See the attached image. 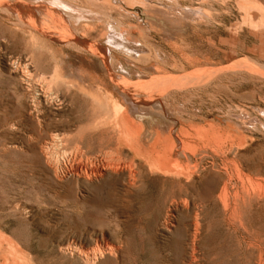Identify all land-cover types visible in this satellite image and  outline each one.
I'll return each mask as SVG.
<instances>
[{
  "label": "rangeland",
  "instance_id": "rangeland-1",
  "mask_svg": "<svg viewBox=\"0 0 264 264\" xmlns=\"http://www.w3.org/2000/svg\"><path fill=\"white\" fill-rule=\"evenodd\" d=\"M149 1V7L151 6L152 8H150L154 9L156 14H159V11L161 17L166 20L169 18L168 22L171 28H165V30L149 24L145 26L142 6L125 4V8L121 9L126 12H122L119 21L133 24L134 36L131 39L135 44L139 43V47L144 50L143 55L146 53L144 58L132 60L115 54L116 60L118 58L125 59L126 71L118 68L120 65L115 59L82 69L75 63L77 59L72 56L82 57L83 54L54 41L47 42L35 38L34 41L29 33L18 29L14 30L15 28L9 23V15L6 13V16L5 12L0 10V264H9L10 261V264H264V0ZM118 11H112V15L117 14ZM139 12L144 18H136L138 21L135 17L127 16ZM192 12L197 16L195 15V17ZM85 16L86 18L76 26L81 27L85 21L90 20L88 14ZM96 17L92 23L95 26V31L87 40L89 43L100 41L99 43L107 48L109 46L108 38L102 36L104 40L97 33L105 32L106 27L102 23L106 22L107 24L108 18L99 14ZM97 19L99 20L97 21ZM24 20L28 21L26 17ZM140 24L141 30H138L137 26ZM98 25L99 27H97ZM141 32L143 34L146 32L145 36ZM154 51L160 56L159 67L154 60ZM174 58L177 59L174 60ZM19 59L21 63L18 61ZM107 62H111L110 65ZM13 63L16 67H13ZM20 65H23L22 70ZM184 65L186 66L184 67ZM163 66L164 69H162ZM225 68L226 71L220 70ZM35 69L36 72L38 70L37 73H35ZM85 69L101 78L105 76L104 73L117 75V72L119 79L130 76L128 79L134 82L138 80H144L147 83L155 81L157 82L156 87L162 85L163 88L151 85L138 88L137 85H133V89H127V92L126 90L118 91V94L117 91L113 92L112 90L113 93L108 90V94L105 88L100 90L96 88L97 92L94 88V93L92 89H88V93L85 90L88 97L84 96V91L72 90L62 85L63 80L70 73L73 71L78 73ZM24 70L29 75H26ZM16 71L22 75L25 74V76L23 75L21 78L22 75ZM163 71H166L167 75L161 73ZM148 72H151L152 75ZM41 75H43L42 77L45 75L49 81L54 82L53 86L51 84L48 89L49 94L53 92L50 97H57L56 100L64 98L62 102L58 100L59 103L56 100L51 102L52 104L48 103L47 110L50 112L46 110L48 114H44L45 111L42 113L37 104L39 90L35 86L37 82H41ZM49 75L50 77L54 76V79H50ZM132 75L136 78L131 77ZM36 76L38 79L41 78L40 81H37ZM210 76L211 78H209ZM33 80L37 82L35 83ZM24 81L26 82L24 83ZM60 82L62 84H59ZM176 82L180 84V88ZM184 83L185 85H183ZM32 85H35L33 87L36 90L32 89ZM123 91L126 93L125 95ZM136 91L139 92V96L142 95L140 96L142 98L138 97ZM127 93L128 95L131 93V96H128ZM90 94L99 97L103 94V100L106 97V101L108 95L111 98L114 96L112 102L110 100L111 107H108L110 111H107V107L100 110L99 106L97 107L100 104L96 101V105ZM152 94H156L154 98ZM157 96L160 98L157 99ZM136 97L138 98L136 99ZM100 99L102 101L101 97ZM70 100L71 103H69ZM132 100L134 104L131 102ZM106 101L104 102L106 103ZM121 101L122 104L124 103L123 106ZM146 101L151 104L155 102L154 105H151ZM129 102H131V108L134 110L136 108L140 112L134 122L142 130V133L144 132L143 135L148 133L146 137L142 136V139L145 138L143 144L145 148L151 145V142L153 143V138L158 139L157 150L163 156L161 170H156L153 167L152 169L144 157L137 155L134 149L131 151L133 148L131 143L122 141V124L113 118L117 117L116 112H119L121 106L130 108ZM144 102L145 106H143ZM160 102L161 105H159ZM66 104L69 105L66 106ZM148 106H152L153 108H150L156 110H149ZM66 108L69 110L67 111ZM95 108L99 112L101 111V114L95 111ZM111 109H114L112 110L114 113L111 112ZM105 112L112 116L109 117ZM107 115L108 120L106 119ZM95 119L100 121H98L100 124L96 121L97 127L94 125L95 123L92 124ZM108 124L114 127H107ZM73 128L76 130L73 131ZM108 128L109 130H107ZM54 130L66 132V136L71 137L67 147L63 146L65 150L62 149L63 147L59 148L62 151L58 149V154L61 157L57 156L64 161L68 160L67 150L72 152L77 144L76 141L81 139L77 135H83V137L85 135L89 138V140L82 138L84 143H80L81 140L78 143L79 148L80 144L82 148V144H85V148H83L85 150L83 153L81 151L82 156L77 160V163L85 162H80L81 165H84V169L82 168L78 172V174L80 173L78 178H76L77 173L71 169H63L66 172L69 170L67 173L60 170L61 175L59 173L55 175L46 164L40 145L49 139L51 131ZM79 130L80 134H77ZM83 131L92 132V135L89 133L91 138L87 134H83ZM47 132L48 134H46ZM106 132L114 134V136ZM115 135H119L118 138ZM160 135H162V140L159 138ZM74 136L78 139L75 140ZM156 136L158 137L156 138ZM36 138H38V143L35 142ZM115 140L121 142L118 143ZM108 141L111 144L113 142L115 149L113 145H109ZM124 142H126V148L123 145ZM69 144H71L70 147ZM118 144H122V146H118ZM103 145L108 148L104 149ZM82 148L81 150H83ZM117 155V159H114ZM105 157L108 158L107 161L104 159ZM116 161L118 162L116 163ZM93 162L95 164H92ZM112 162L116 164L113 165L114 167L111 166ZM100 164L104 166H99ZM106 164L110 165V168ZM167 165L173 169L175 166L176 170L171 171L173 169ZM90 167L92 169L102 168L106 175H104V180L102 178L92 179ZM179 167L181 170L178 171ZM82 173L85 176H81ZM89 175L94 181L90 182ZM227 176L232 177L230 179ZM226 183H228L227 186ZM254 184H258L259 188ZM242 185L246 186L245 189ZM247 186L248 188L252 187L248 189ZM241 187L248 193L244 192ZM260 187H262V192L259 191ZM236 192L239 193V197L241 196L240 199L238 198L239 202L236 200L238 197ZM253 196L255 197L252 198ZM246 198L247 208L243 204ZM174 201L175 203H173ZM222 201L225 203L222 204ZM235 202L239 203L238 207ZM185 203L186 205H184ZM173 204L180 209L173 208ZM232 205L233 207H231ZM168 209L173 217L167 213ZM196 211H200L199 214ZM225 215L226 218H224ZM240 216L243 217L240 218ZM232 217H237L236 221ZM194 220L199 223L196 228L202 232H199V229V231L195 230L194 225L197 222ZM230 220H233V223ZM235 224L239 229H236ZM164 226H166L165 229ZM243 227L244 229H241ZM166 228L170 229L166 230ZM180 234L181 236H178ZM198 234L201 237H198ZM181 238L183 241L186 240L185 243ZM193 238H197L196 242L192 240ZM191 241L195 244L193 245ZM190 243H192L191 246ZM177 244H181L180 247ZM252 246L255 247L252 249L250 248ZM255 248L257 251L254 250Z\"/></svg>",
  "mask_w": 264,
  "mask_h": 264
},
{
  "label": "bare ground",
  "instance_id": "bare-ground-1",
  "mask_svg": "<svg viewBox=\"0 0 264 264\" xmlns=\"http://www.w3.org/2000/svg\"><path fill=\"white\" fill-rule=\"evenodd\" d=\"M169 1V0H168ZM114 2H116V3H114ZM78 3H80V4H78ZM120 3V4H119ZM149 3H150V1L149 0H0V10L1 11H3V12H5V15H6V13H7V15H9L8 17H9V23L12 25V27L13 28H15L14 30H16V29H18L19 31H23V32H26V33H29L31 36H32V39L34 40V38L35 39H43L44 41H47V42H56V43H59V44H61V45H67L68 47H71V49L73 48L74 50H75V52L77 51L79 54L81 53V54H83L82 55V57H79V56H72V58H75V59H77V60H75V63H77L78 65H79V67L80 68H84V67H87V68H89V67H94V66H96V65H98V64H101L102 62H105L106 63V61H108V60H113V59H115V61H118L119 62V64L118 65H120L118 68H121L122 70H125L126 71V69H125V59H127V60H132V59H137V58H140V59H142V58H144L145 56V54L143 55V49L142 48H140L139 47V43L138 44H135L133 41H132V37L134 36L133 34H134V26H133V24L130 22V23H125V22H122V21H119V19H120V15L122 14V12L123 11H125V10H122L121 8H123L124 7V5L125 4H127V5H135L136 6V4H138L137 6H139L140 5V7L142 6V11H143V13H144V17L143 16H141V14H140V12L138 13V14H129V15H127V16H132V18L133 17H135V19L136 18H144L145 19V23H146V25L145 26H147V24H149V25H152V26H154V27H159V28H162V29H165V28H169L170 27V23L168 22L169 20V18L166 20V19H164L163 17H161L159 14H160V12L158 11V13L159 14H156L150 7H149ZM120 5V6H119ZM125 8V7H124ZM129 8H131L130 6H129ZM153 11H151L150 9ZM133 9H137V8H133ZM118 11V16H119V18H118V16H116L117 14H113L112 15V11ZM122 10V11H121ZM129 10V9H128ZM132 10V9H131ZM166 10V9H165ZM157 11V10H156ZM175 11H177V10H175ZM175 11H173V12H175ZM126 12V11H125ZM127 13H129L128 11H127ZM131 13V12H130ZM162 13V12H161ZM175 13H178V12H175ZM174 13V14H175ZM179 13H181V12H179ZM85 14H88V16H90V20H87V21H85L82 25H81V27H78V26H76V24H78V23H80L82 20H84L85 18H86V16H85ZM103 15L104 17H107L108 18V21H107V24H106V22L105 23H102V25H105V27H106V30H105V32L104 33H102L101 32V34L100 33H97L98 34V36H100V37H102V36H106L107 38H108V47L107 48H105L103 45H101L99 42H92V43H89L88 42V40H87V38H89V37H91L93 34V32L95 31V26H94V24H92L93 23V21L94 20H96V16L97 15ZM163 14H164V12H163ZM173 14V15H174ZM183 14V13H182ZM192 14L195 16L196 15V13H194V12H192ZM6 15V16H7ZM166 15V14H165ZM170 15V14H169ZM124 17H125V15H123ZM122 16V17H123ZM126 16V17H127ZM138 16V17H137ZM178 16V15H177ZM197 16V15H196ZM195 16V17H196ZM24 17H26L27 19H28V21H26V20H24ZM103 19V18H102ZM130 19V18H129ZM134 19V20H135ZM99 19H97V21H98ZM137 20V19H136ZM102 21V20H101ZM101 21H99V22H101ZM138 21V20H137ZM136 21V22H137ZM144 21V20H143ZM75 22V23H74ZM99 22H97L98 24H101V23H99ZM95 23V22H94ZM136 24V23H135ZM107 25V26H106ZM97 27H99V25L97 26ZM102 27V26H101ZM138 27V30L140 29L139 27H141V24H140V26H137ZM153 28V27H152ZM151 28V29H152ZM171 28V27H170ZM13 30V29H12ZM137 30V31H138ZM141 30V29H140ZM166 30V29H165ZM100 32V31H99ZM140 33V32H139ZM142 33V32H141ZM143 34V33H142ZM142 34L140 35V36H142ZM145 34H146V32H145ZM145 34H143V36H145ZM148 34V33H147ZM1 36V35H0ZM103 38V37H102ZM144 38V37H143ZM143 38H142V41H144L143 40ZM146 38H147V36H146ZM145 38V39H146ZM104 39V38H103ZM100 40H102L101 38H100ZM105 40V39H104ZM103 40V41H104ZM136 40H137V38H136ZM135 40V41H136ZM9 41V40H8ZM16 41V40H15ZM35 41V40H34ZM148 41H150V40H148ZM151 42V41H150ZM7 43V42H6ZM10 43V42H9ZM141 44V43H140ZM12 45V44H11ZM146 45V48L148 47L147 46V43L145 44ZM49 46V45H48ZM151 47V46H150ZM28 48V47H27ZM36 48H37V46H36ZM61 49V48H60ZM38 50H40V49H38ZM52 50H53V48H52ZM149 50V49H148ZM156 51H154V53H155ZM64 53V52H63ZM177 53V52H176ZM115 54H118V55H120V56H122L123 58H125L124 60H123V58L121 59V58H118V60H116V58H117V56L115 55ZM26 55V54H25ZM62 55V54H61ZM20 57V56H19ZM67 57V56H66ZM169 57H171V56H169ZM174 57H176V56H174ZM184 57V56H183ZM29 58V57H28ZM27 58V59H28ZM58 58V57H57ZM159 58H160V56L158 55V54H156L155 53V62H156V65L159 67V64H160V62H161V60L159 61ZM21 59V58H20ZM20 59L18 60L19 62H20ZM24 59H26V58H24ZM30 59V58H29ZM28 59V60H29ZM67 59V58H66ZM175 59H177V58H174V60ZM27 60V61H28ZM55 61H56V59H54ZM60 60V59H59ZM172 60V59H171ZM16 61H17V59H16ZM21 61L22 62H24L22 59H21ZM30 61H32V60H30ZM29 61V62H30ZM61 61V60H60ZM66 61V60H65ZM134 61V60H133ZM166 61H167V58H166ZM173 61V60H172ZM129 62V61H128ZM164 62V61H163ZM174 63H175V61H173ZM177 62H178V60H177ZM185 62V61H184ZM16 63V62H15ZM18 63V62H17ZM21 63V62H20ZM26 63H28V62H26ZM34 63V62H33ZM32 63V64H33ZM53 63V62H52ZM59 63V62H58ZM109 65H110V63L111 62H107ZM129 63H131V62H129ZM133 63V62H132ZM167 63V62H166ZM166 63H164L165 65H166ZM169 63V62H168ZM14 64V63H13ZM12 64V65H13ZM25 64V63H24ZM186 64V63H185ZM190 64V63H189ZM19 65V64H18ZM17 65V66H18ZM26 65V64H25ZM24 65V66H25ZM155 65V66H156ZM170 65V64H169ZM192 65V64H191ZM195 65H197V64H195ZM21 66V67H20ZM19 67L21 68V70H22V66L23 65H20ZM59 66V65H58ZM61 66V65H60ZM114 66V65H113ZM112 66V67H113ZM129 66V65H128ZM154 66V67H155ZM156 66V67H157ZM186 65H184V67H185ZM13 67H16L15 66V64H14V66ZM19 67H17V68H19ZM26 67V66H25ZM29 67H32V66H30L29 65ZM34 67V66H33ZM144 67V66H143ZM171 67V66H170ZM173 67H175V66H173ZM189 67H190V65H189ZM16 68V69H17ZM20 68H19V70H20ZM24 68V67H23ZM37 68V67H36ZM138 68V67H137ZM165 67L163 66V68L162 69H164ZM187 68V67H186ZM191 68V67H190ZM195 68V67H194ZM25 69H27V68H25ZM135 69V68H134ZM158 69H161V68H158ZM174 69V68H173ZM178 69H179V67H178ZM183 69V68H182ZM18 70V71H19ZM29 70H30V68H29ZM33 70V69H32ZM104 70V69H103ZM106 70V69H105ZM108 70V69H107ZM109 70H111V68H109ZM113 70V69H112ZM119 70V69H118ZM141 70V69H140ZM143 70V69H142ZM144 70H146V69H144ZM151 70V69H150ZM153 70V69H152ZM180 70V69H179ZM220 70H224V71H226L227 69L225 68V69H220ZM18 71H16L17 73H18ZM27 71H28V69H27ZM31 71V70H30ZM115 71V70H114ZM116 71H117V68H116ZM120 71V70H119ZM147 71V70H146ZM146 71H143V72H146ZM182 71V70H181ZM180 71V72H181ZM207 71V70H206ZM205 71V72H206ZM218 72V70H215V72ZM224 71H221V72H224ZM21 72V71H20ZM26 71L24 70V73H25ZM33 72V71H32ZM37 72H38V70H37ZM36 72V69H35V73H37ZM105 72V71H104ZM107 72V71H106ZM113 72V71H112ZM122 72V71H121ZM131 72H134V70L132 71L131 70ZM152 72V71H151ZM151 72H148V74L150 73L151 74ZM183 72V71H182ZM212 72V71H211ZM210 72V73H211ZM220 72V71H219ZM23 73V72H22ZM27 73V72H26ZM25 73V74H26ZM41 73V72H40ZM49 73V72H48ZM57 73V72H56ZM55 73V74H56ZM120 73V72H119ZM161 73H165L166 74V71H163V72H161ZM19 75L21 74V73H18ZM17 74V75H18ZM25 74H23L24 76H25ZM34 74V73H33ZM33 74L31 75V76H33ZM116 74L118 75V73L116 72ZM127 74V73H126ZM145 74V73H144ZM147 74V73H146ZM154 74V73H153ZM170 74V73H169ZM190 74V73H189ZM197 74H199V73H197ZM201 74V73H200ZM22 75V74H21ZM23 75L21 76V78H23ZM26 75H29V74H26ZM36 75V74H35ZM57 75H59V74H57ZM100 75V74H99ZM104 77L103 78H101V77H99V76H97V75H95V73H92V72H90V71H86V69H85V71H81V72H78V73H75L74 71L72 72V73H70L67 77H65V79L63 80V84H62V82H60L59 84H62L63 86L65 85L66 86V88H71L72 90H75V89H77V90H81V91H84L85 92V90H87L86 92L88 93V89H98V90H100V89H107L106 90V93H107V91L109 90V91H117V94H118V91H122V90H126V92H127V89L129 90V89H133L134 87H132L133 85H137L138 86V88H139V86H143V87H147L148 85H151V86H155L156 87V85H157V82H155V81H152V82H150V83H147V82H144V80L142 81V80H138V81H136V82H134L133 80H131V79H128V78H130V76H128V78H118L117 77V75H112V74H109L108 73V75H107V73L105 74L104 73ZM106 75H107V77H106ZM152 75V74H151ZM167 75V74H166ZM192 75H195V74H192ZM30 76V77H31ZM39 76V75H38ZM43 75H41V78L43 79H41L40 77V79H41V82H37V81H40V79H38L37 78V76H36V78L38 79L37 81H35V80H33V81H35V83L37 82V84H36V86L35 85H32V87L33 86H35L38 90H39V94H38V96H37V104H38V108H39V110L43 113L44 111H45V113L44 114H48L47 113V106H48V103H51V102H55L54 100H56V98L57 97H55V98H52V97H50V95L53 93H51V89H52V86H53V83L54 82H51V81H49V79H47L46 77H45V75H44V77H42ZM47 76V75H46ZM101 76V75H100ZM134 76H136V74H134ZM142 76V75H141ZM146 76V75H145ZM145 76H143V77H145ZM164 76V75H163ZM169 76H171V75H169ZM211 76H212V74H211ZM211 76L209 77V78H211ZM29 77V76H28ZM29 77V78H30ZM58 77V76H57ZM131 77H133V75L131 76ZM138 77V76H137ZM140 77V76H139ZM142 77V78H143ZM148 77V76H147ZM146 77V78H147ZM188 77H190L189 75H188ZM197 77V76H196ZM207 77V76H206ZM49 78L51 79V78H53L54 79V76H52V77H50V75H49ZM133 78H136V77H133ZM142 78H140V79H142ZM150 78V77H149ZM155 80H156V78L155 77H153ZM153 78H152V80H153ZM159 78V77H158ZM174 78V77H173ZM138 79V78H137ZM195 79V78H194ZM198 79V78H197ZM56 80H58V79H56ZM209 80V79H208ZM19 81H21V80H19ZM55 81V80H54ZM196 81V80H195ZM26 81H24V83H25ZM29 83L31 82L30 80L28 81ZM27 82V83H28ZM175 82V81H174ZM34 83V84H35ZM169 83L170 84H172V82L171 81H169ZM177 83V82H176ZM190 83V82H189ZM232 83V82H231ZM52 84V86H51V89L49 90V92L51 93V94H49L48 93V89H49V86ZM57 84V83H56ZM162 84V83H161ZM175 84V83H174ZM188 84V81H187V83H186V85ZM28 85V84H27ZM147 85V86H146ZM159 85V84H158ZM167 85H168V83H167ZM177 85H178V88H180V84L179 83H177ZM183 85H185V83L183 84ZM24 86V85H23ZM162 86V85H161ZM160 85H159V87H156V88H160L161 87ZM169 86V85H168ZM172 86H173V84H172ZM176 86V85H175ZM153 87H151V88H153ZM25 88V87H24ZM26 88L28 89V87L26 86ZM57 88V87H56ZM59 88V87H58ZM63 88V87H62ZM162 88H163V86H162ZM171 88V87H170ZM170 88H168V89H170ZM33 90H36V89H34V87L32 88ZM65 89V88H64ZM96 89V91L98 92V90ZM147 89H149V88H147ZM166 89H167V87H166ZM166 89H165V91H166ZM177 89V88H176ZM29 90H30V88H29ZM61 89L59 88V92H61L60 91ZM164 90V89H163ZM32 91V90H31ZM31 91H29V93H31ZM62 91H64V90H62ZM102 91V90H101ZM105 91V90H104ZM109 91H108V94H109ZM111 91V92H112ZM123 91V92H124ZM154 91V90H153ZM164 91V92H165ZM86 92H85V94H84V96H88V95H86ZM96 92V93H97ZM112 92V93H113ZM131 92V91H130ZM134 92V91H133ZM138 91H136V93H137ZM141 92H143V91H141ZM149 92V91H148ZM33 93V92H32ZM77 93V92H76ZM82 93V92H81ZM80 93V94H81ZM93 93H94V90H93ZM103 93V92H102ZM128 93H129V91H128ZM128 93H127V95H128ZM135 93V92H134ZM154 93V92H153ZM62 94V93H61ZM64 94V93H63ZM82 94V95H83ZM126 93L124 92V95H125ZM131 94V93H130ZM129 94V95H130ZM149 94V93H148ZM148 94H146L147 96H148ZM157 94V93H156ZM156 94H152V96H153V98L155 97L154 95H156ZM161 94H162V91H161ZM33 95H34V93H33ZM78 95V94H77ZM76 95V96H77ZM92 94H90V97L92 98V101H94V102H98L100 105H97V102H96V105H97V107L99 106V109L101 110H103V108H105V107H107L106 109H107V111L109 110V108L108 107H111L110 106V100H111V102H112V98L114 97H109V95L107 96L108 97V102L105 100L106 99V97H105V99L103 100V94L102 95H100V97L102 98V101H101V99H100V97L98 96V95H92ZM111 95V94H110ZM113 95V94H112ZM128 95V96H129ZM138 97H140V96H142V95H140L139 96V92H138ZM136 95V96H137ZM164 95L166 96V92L164 93ZM57 96H60V95H57ZM62 96V95H61ZM74 96V95H73ZM80 96V95H79ZM83 96V97H84ZM105 96V95H104ZM119 96V95H118ZM131 96V95H130ZM143 96H145V93H143ZM162 96V95H161ZM164 96V97H165ZM32 97H34V96H32ZM66 97V96H65ZM89 97V96H88ZM87 97V99H90V98H88ZM121 97V96H120ZM138 97H136V99L138 98ZM163 97V96H162ZM58 98H61V97H58ZM63 98V97H62ZM76 98V97H75ZM75 98H73L74 99V101H75ZM80 98H82V97H80ZM126 98V97H125ZM125 98L123 99V101L125 102ZM140 98H142V97H140ZM157 99H159L160 97L159 96H157L156 97ZM64 99V98H63ZM63 99H60L61 100V102H62V100ZM66 99V98H65ZM83 99V98H82ZM81 99V100H82ZM120 99V98H119ZM130 99V98H129ZM162 99V98H161ZM164 99V98H163ZM36 100V99H35ZM59 100V99H58ZM58 100H56V101H58ZM59 100V101H60ZM77 100V99H76ZM80 100V101H81ZM84 100H86V99H84ZM118 100V99H117ZM148 100V99H147ZM59 101L57 102V103H59ZM91 101V100H90ZM104 101H106V103L104 102ZM148 101H150V100H148ZM159 101V100H158ZM163 101V100H162ZM36 102V101H35ZM73 102V101H72ZM102 102V103H101ZM118 102V101H117ZM132 103L134 102L133 100L131 101ZM131 102H129V105H130V103ZM153 102V101H152ZM155 102V101H154ZM153 102V103H154ZM56 103V104H57ZM69 103H71V100H70V102ZM89 103V102H88ZM146 103L147 104H149L150 102H147L146 101ZM152 103V104H153ZM159 103V102H158ZM52 104V103H51ZM74 105H76L75 103H73ZM73 104H72V106H73ZM82 104V103H81ZM121 104H122V101H121ZM121 104H119V105H121ZM127 104V103H126ZM134 104V103H133ZM137 104V103H136ZM141 104V103H140ZM142 104H143V102H142ZM141 104V105H142ZM151 104V103H150ZM151 104V105H152ZM63 105V104H62ZM61 105V106H62ZM67 105H69V104H66V106ZM89 105V104H88ZM95 105V106H96ZM124 105V103L122 104V106ZM154 105V104H153ZM159 105H161V102H160V104ZM163 105V104H162ZM77 106V105H76ZM91 105H89V107H90ZM94 106V107H95ZM103 106V107H102ZM121 106V108H120V110H119V112L117 111L116 113H117V117H114L113 119H115L116 118V120H118L119 121V123L120 124H122V130L121 131H123V135L121 136L122 138H123V140L122 141H128L129 143H131L132 144V147L133 148H131V151H132V149H134V151L136 152V154L137 155H139V156H142V157H144V159H146L147 161H148V163H150V166H151V168L153 167V168H155L156 170H161L162 168H163V160H162V157L163 156H161V153L157 150V145H158V139H155V138H153V143L151 142V145H149V146H147L146 148H145V146L143 145L144 144V139H142V136L143 137H146V134H148V133H146L145 135H143L144 134V132L142 133V130L136 125V123L134 122V120H135V117H137V115H139L140 114V112L139 111H137L136 110V108H135V110L133 109V108H131V106L132 105H130V108L129 107H122ZM143 106H145V102H144V105ZM50 107V106H49ZM52 107V106H51ZM55 107V106H54ZM70 107H71V105H70ZM75 107V106H74ZM100 107H102V108H100ZM113 107V106H112ZM134 107V106H133ZM149 107V106H148ZM150 107H152V106H150ZM149 107V110H152V111H154V110H156V109H152V108H150ZM158 107V106H157ZM157 107H155V108H157ZM162 107V106H161ZM56 108V107H55ZM91 108H93L92 106H91ZM117 108H118V105H117ZM163 108V107H162ZM161 108V109H162ZM165 108V107H164ZM60 109V108H59ZM67 109V111L69 110L68 108H66ZM76 109V108H75ZM80 109V108H79ZM96 109V108H95ZM106 109H104V111H106ZM138 109V108H137ZM144 109H146V108H144ZM47 110V111H46ZM56 110H57V108H56ZM61 110H62V108H61ZM71 110H72V108H71ZM82 110V109H81ZM112 110H114V109H111V112L112 113H114V111H112ZM33 111V110H32ZM52 111V110H51ZM65 111V110H64ZM64 111H62V112H64ZM78 111V110H77ZM90 111V110H89ZM95 111H98L97 109L95 110ZM110 111V110H109ZM159 111V110H158ZM163 111V110H162ZM161 111V112H162ZM49 112V111H48ZM55 112V111H54ZM59 112H60V110H59ZM71 112V111H70ZM99 112V111H98ZM145 112V111H144ZM157 112V111H156ZM160 112V113H161ZM50 113V112H49ZM58 113V112H57ZM67 113V112H66ZM89 113V112H88ZM87 113V114H88ZM91 113V112H90ZM96 113V112H95ZM100 114H101V111L99 112ZM106 114H108V112H105ZM110 113V112H109ZM142 113V112H141ZM148 113H150V112H148ZM163 113V112H162ZM30 114H33V113H31L30 112ZM59 114V113H58ZM76 114V113H75ZM78 114V113H77ZM84 114V113H83ZM96 114H98V113H96ZM103 114H104V112L102 113V116H103ZM111 114V113H110ZM143 114V113H142ZM164 114V113H163ZM42 115V114H41ZM54 115V114H53ZM70 115H72V114H70ZM109 115V114H108ZM108 115L106 116V119L108 118ZM158 115V114H157ZM51 116V115H50ZM58 116H60V117H62L61 115H58ZM68 116H69V114H68ZM80 116V115H79ZM105 116V115H104ZM110 116H112V114L111 115H109V117ZM162 116V115H161ZM52 117V116H51ZM55 117H57V116H55ZM148 117V116H147ZM151 117H154V116H151ZM69 118V117H68ZM95 118V117H94ZM98 118V117H97ZM155 118V117H154ZM158 118H159V116H158ZM33 119V118H32ZM84 119V118H83ZM109 119V118H108ZM107 119V120H108ZM157 119V118H156ZM34 120V119H33ZM58 120V119H57ZM66 120V117L64 118V121ZM100 120H104V119H100ZM143 120V119H142ZM141 120V121H142ZM59 121V120H58ZM62 122H63V120H61ZM68 121H69V119H68ZM68 121H66L67 123H68ZM91 121V120H90ZM96 121H97V119H95L94 120V122H92V124H94V125H96ZM99 121V120H98ZM97 121V122H98ZM112 121V120H111ZM113 121H115V120H113ZM117 121V122H118ZM35 122V121H34ZM39 122V121H38ZM53 122V121H52ZM51 122V123H52ZM100 122V121H99ZM98 122V123H99ZM41 123V122H40ZM39 123V124H40ZM106 123H107V121H106ZM140 123V122H139ZM152 124H153V122H151ZM36 124H38V123H36ZM61 124H63V123H61ZM60 124V125H61ZM82 124V123H81ZM100 124V123H99ZM102 125H104L103 123H101ZM141 124V123H140ZM149 124V123H148ZM41 125V124H40ZM68 125V124H67ZM73 125V124H72ZM79 125V124H78ZM93 125V126H94ZM102 125L100 126V127H102ZM106 125V124H105ZM109 125V124H108ZM44 126V125H43ZM74 126V125H73ZM80 126V125H79ZM83 126H85V125H83ZM141 126H142V124H141ZM41 127V126H40ZM68 127H70V126H68ZM77 127V126H76ZM96 127H97V125H96ZM104 127V126H103ZM107 127H111V128H113L112 126H107ZM116 127L117 128H119V126H117L116 125ZM115 127V128H116ZM145 127V126H144ZM143 127V128H144ZM154 127V126H153ZM37 128V127H36ZM91 128V130H92V127H90ZM106 128V127H105ZM43 129V128H42ZM45 129V128H44ZM76 130V128H73V131H75ZM78 129V128H77ZM83 129V128H82ZM94 129H95V127H94ZM100 129V128H99ZM98 129V130H99ZM144 129H146V128H144ZM151 129V128H150ZM38 130V129H37ZM70 130V129H69ZM72 130V129H71ZM81 130V129H80ZM80 130L77 132V134L79 133L80 134ZM96 130V129H95ZM97 130V131H98ZM106 130V129H105ZM107 130H109V128L107 129ZM106 130V131H107ZM31 131V130H30ZM39 131H42V130H39ZM100 131V130H99ZM103 131V130H102ZM101 131V133H103ZM111 132H112V130H110ZM110 131H109V133H110ZM34 133V132H33ZM39 133V132H38ZM66 132H59L58 130H54V131H51V134H50V137H49V139L47 140V141H45L42 145H40L41 146V149H42V153H43V155H44V158H45V162H46V164L50 167V169L55 173V175H58V173H59V171L60 170H63V169H71V170H73L74 171V173L76 172L77 173V177L76 178H78L79 176L78 175H80V173L78 174V172H80L81 170H82V168H83V166L84 165H81V163L80 162H84V161H80L79 163H77V160H79L80 158L79 157H81L82 156V153H83V151L85 150V149H83V148H85L84 147V145L85 144H82L83 145V148L81 147V144H80V148H79V146H78V143H79V141L82 139V138H88L87 136H85L84 135V137H83V135L81 136V135H77L78 137H79V139L80 140H78V142L76 141V146H75V148L73 149V151L72 152H69L68 150H67V148H66V150H67V153L69 154H67L68 155V160H61L62 158H58V156L57 155H59L58 154V149L61 147H63V146H65V147H67V144L68 143H70V138L69 137H67L66 136V134H65ZM83 134H87L88 136L90 135L89 133H91V135H92V132H89V131H83L82 132ZM99 133V132H98ZM106 133H108V132H106ZM108 133V134H109ZM112 133H114V132H112ZM120 133V132H119ZM160 133V132H159ZM36 134V133H35ZM46 134H48V132L46 133ZM45 134V135H46ZM104 134H105V132H104ZM37 135V134H36ZM41 135V134H40ZM71 135V134H70ZM101 135V134H100ZM107 135V134H106ZM109 135H111V134H109ZM155 135H157V134H155ZM33 136V135H32ZM43 136V135H42ZM72 136H73V134H72ZM81 136V137H80ZM98 136V135H97ZM111 136H114V134H112ZM119 136V135H118ZM118 136H116L115 135V137H117L118 138ZM161 136L162 135H160V139H161ZM38 137V136H37ZM75 137V140H76V138L78 139V137H76V136H74ZM90 137V136H89ZM114 137V138H115ZM158 136H156V138H157ZM183 137V136H182ZM35 138V137H34ZM91 138V137H90ZM103 138V137H102ZM105 138H107V137H105ZM116 138V139H117ZM163 138V137H162ZM171 138V137H170ZM174 137L172 136V139H173ZM215 138V137H214ZM31 139V138H30ZM37 139L38 138H36V140H35V142L37 141ZM43 139V138H42ZM92 139H93V136H92ZM101 139V138H100ZM108 139H110V136H108ZM155 139V140H154ZM179 139V138H178ZM182 139V138H181ZM180 139V140H181ZM221 139V138H220ZM33 140V139H32ZM46 140V139H45ZM86 140V139H85ZM88 140H89V138H88ZM107 140V139H106ZM112 140V139H111ZM162 140V139H161ZM165 140V139H164ZM171 140V139H170ZM175 140V139H174ZM73 141V140H72ZM84 141V140H83ZM82 140H81V142L80 143H82L83 142ZM99 141V140H98ZM115 141H117V140H115ZM114 141V142H115ZM110 141H108V143H109ZM118 142V141H117ZM121 142V141H120ZM120 142H118V143H120ZM147 142V141H146ZM162 142V141H161ZM164 142V141H163ZM170 142V141H169ZM191 142H193V141H191ZM37 143H38V141H37ZM74 143V142H73ZM84 143V142H83ZM125 143L126 142H124V147H125ZM149 143H150V141H149ZM175 143H176V140H175ZM181 143H182V141H181ZM180 143V144H181ZM183 143H184V141H183ZM195 143V142H194ZM72 144V143H71ZM71 144H69V147H70V145ZM147 144H148V142H147ZM173 144V143H172ZM177 144V143H176ZM106 145V144H105ZM105 145H103L104 147H105ZM109 145H113L114 146V149H115V145L113 144V142H112V144H111V142H110V144ZM116 145H117V143H116ZM120 144H118V146H119ZM182 145V144H181ZM107 146V145H106ZM120 146H122V144L120 145ZM177 146V145H176ZM184 147H185V144L183 145ZM194 146H196V145H194ZM86 147H87V144H86ZM81 148L83 149V150H81ZM108 148V147H107ZM106 147L104 148V149H107ZM121 148V147H120ZM126 148V147H125ZM196 148V147H195ZM62 149H64V147L62 148ZM71 149V148H70ZM112 149H113V147H112ZM124 149V148H123ZM130 149V148H129ZM169 149V148H168ZM60 150V149H59ZM65 150V149H64ZM187 150V149H186ZM60 151H62V150H60ZM81 151H82V153H81ZM87 151H88V149H87ZM86 151V152H87ZM161 151V150H160ZM100 152V151H99ZM103 152V151H102ZM117 152V151H116ZM115 152V153H116ZM124 152V151H123ZM178 152V151H177ZM209 152V151H208ZM89 153V152H88ZM104 153V152H103ZM121 153V152H120ZM173 153H175V152H173ZM60 154H61V152H60ZM63 154V153H62ZM86 154V153H85ZM107 154V153H106ZM114 154V153H113ZM124 154V153H123ZM89 155V154H88ZM88 155H86L87 157H89ZM188 155V154H187ZM225 155V154H224ZM84 156V155H83ZM86 156H84V157H86ZM99 156H101V155H99ZM103 156V155H102ZM101 156V157H102ZM173 156H174V154H173ZM189 156V155H188ZM59 157H61V155H59ZM104 157V156H103ZM115 157V156H114ZM117 157H118V155L114 158V159H117ZM138 157V156H137ZM65 158V157H64ZM91 159V158H90ZM95 159V158H94ZM99 159V158H98ZM104 159H106V161H107V159L108 158H104ZM123 159H124V157H123ZM200 159H203V158H200ZM96 160V159H95ZM102 160H103V158H102ZM101 160V161H102ZM134 160V159H133ZM166 160V159H165ZM93 161V160H92ZM97 161H99V160H97ZM103 161H105V160H103ZM113 161V160H112ZM135 161V160H134ZM174 161V160H173ZM172 161V162H173ZM202 161V160H201ZM118 161H116V163H117ZM124 162V161H123ZM85 163V162H84ZM101 163V162H100ZM109 163H111L110 161H109ZM167 163V162H166ZM165 163V164H166ZM185 163V162H184ZM92 164H95L94 162L92 163ZM99 164V163H98ZM103 164H105L104 162H103ZM102 164V165H103ZM169 164V163H168ZM177 164H179V163H177ZM176 164V166H178ZM200 164V163H199ZM101 164L99 165V166H102ZM107 166H108V164H106ZM105 165V166H106ZM113 165H116L115 164V162H114V164H113V162H112V164H111V166H113ZM180 165V164H179ZM104 166V165H103ZM106 166V167H107ZM172 166V165H171ZM88 167V166H87ZM91 167H92V165H91ZM90 167V168H91ZM109 168H110V165L108 166ZM114 167V166H113ZM123 167V166H122ZM132 167H133V165H132ZM136 167V166H135ZM137 167H138V165H137ZM167 167H170V166H168L167 165ZM180 167H181V165H180ZM180 167L178 168V171L179 170H181L180 169ZM103 168H105V167H103ZM112 168V167H111ZM152 168V169H153ZM171 169H173V167H170ZM183 168H184V166H183ZM84 169V168H83ZM89 169V168H88ZM92 169V168H91ZM108 169V168H107ZM114 170H115V168H113ZM112 169V170H113ZM151 169V170H152ZM169 169V168H168ZM208 169V168H207ZM206 169V170H207ZM66 170H63V171H65L66 172ZM117 170V169H116ZM137 170V169H136ZM135 170V171H136ZM174 170H176L175 169V166H174V169L173 170H171V171H173L174 172ZM184 170V169H183ZM199 170H200V168H199ZM206 170H203V171H206ZM69 171V170H68ZM67 171V172H68ZM72 171V172H73ZM118 171V170H117ZM131 171H132V169H131ZM188 171V170H187ZM186 171V174H188V172ZM66 172V173H67ZM87 172V171H86ZM89 172V171H88ZM107 172V171H106ZM165 172V171H164ZM183 172V171H182ZM185 172V171H184ZM70 173V172H69ZM85 173V172H84ZM84 173H82L81 174V176L84 174ZM91 173H92V179H99V178H102V180H104V175H105V171L102 169V168H99V167H96V168H93L92 170H91ZM114 173H116V172H114ZM155 173V172H154ZM167 173H168V171H167ZM181 173V172H180ZM179 173V174H180ZM60 174V173H59ZM70 174H73V173H70ZM87 174V173H86ZM89 174V173H88ZM133 174V173H132ZM135 174V173H134ZM156 174H158V173H156ZM161 174V173H160ZM183 174V173H182ZM182 174H180V175H182ZM186 174H184L185 175V177H186ZM223 174V173H222ZM61 175V174H60ZM74 175V174H73ZM76 175V174H75ZM167 175V174H166ZM179 175V176H180ZM196 175V174H195ZM228 175V174H227ZM241 175V174H240ZM240 175H239V177H240ZM71 176V175H70ZM80 176V177H81ZM83 176H85V175H83ZM106 176V175H105ZM132 176V175H131ZM153 176V175H152ZM58 177V176H57ZM87 177V176H86ZM89 180H90V182L91 181H94V180H92L91 179V175H89ZM158 177V176H157ZM172 177V176H171ZM181 177V176H180ZM191 177V176H190ZM200 177V176H199ZM225 177V176H224ZM228 178H230L231 179V177L232 176H227ZM68 178V177H67ZM174 178V177H173ZM182 178V177H181ZM64 179V178H63ZM176 179V178H175ZM186 179V178H185ZM86 180V179H85ZM88 180V179H87ZM96 180V181H97ZM138 180V179H137ZM228 180V179H227ZM59 181V180H58ZM60 181H62L61 180V178H60ZM64 181V180H63ZM80 181V180H79ZM78 181V182H79ZM189 181V180H188ZM225 181H226V179H225ZM88 183H90L89 181H87ZM132 182V181H131ZM224 182V181H223ZM227 182H229V181H227ZM94 183V182H93ZM137 183V182H136ZM184 183H185V181H184ZM233 183V182H232ZM239 183V182H238ZM83 184V183H82ZM227 184L228 183H226L225 185L227 186ZM235 184V183H234ZM134 185H135V183H134ZM188 185H190V184H188ZM223 185V184H222ZM224 185V186H225ZM245 185V184H244ZM244 185H242V187H244ZM254 185H256V184H254ZM186 186V185H185ZM223 186V187H224ZM239 186H240V183H239ZM249 186V185H248ZM248 186H247V188H248ZM256 186H258V184L256 185ZM180 187V186H179ZM183 187V186H182ZM208 187V186H207ZM230 187V186H229ZM234 187H236V186H234ZM233 187V188H234ZM241 187V189L244 191V192H247V190L245 191L244 189H245V187H244V189ZM250 187H252V186H250ZM250 187L248 188V189H250ZM181 188V187H180ZM188 188V187H187ZM191 188V187H190ZM205 188V187H204ZM213 188V187H212ZM239 188V187H238ZM246 188V189H247ZM253 188H255V187H253ZM258 188H259V186H258ZM234 189H236V188H234ZM234 189H232V190H234ZM261 189H262V187H260V190L259 191H261ZM187 190H189V188L187 189ZM200 190V189H199ZM184 191V190H183ZM240 191V190H239ZM253 191L255 192V190L253 189ZM189 192V191H188ZM191 192V191H190ZM189 192V193H190ZM203 192V191H202ZM205 192H206V190H205ZM218 192V191H217ZM221 192H223V191H221ZM251 192H252V190H251ZM262 192V191H261ZM261 192H259V194H261ZM212 193V192H211ZM228 193H229V191H228ZM234 193H235V191H234ZM237 193V192H236ZM248 193V192H247ZM264 193V192H263ZM219 194V193H218ZM239 193H237L236 195H238ZM258 194V195H259ZM187 195V194H186ZM216 195V194H215ZM220 195V194H219ZM221 195H223L222 193H221ZM242 195V194H241ZM244 195V194H243ZM251 195V194H250ZM264 195V194H263ZM190 196V195H189ZM199 197L200 196H202V195H198ZM205 196H206V194H205ZM235 196V195H234ZM246 196L247 197H249V195L248 194H246ZM245 196V197H246ZM255 196H256V194H255ZM255 196H253L252 198H254ZM185 197H187V196H185ZM204 197V196H203ZM214 197V196H213ZM237 197V196H236ZM241 197V196H240ZM240 197H239V195H238V197H237V201L239 202V200H238V198L240 199ZM251 197V196H250ZM261 197V196H260ZM259 197V198H260ZM190 198V197H189ZM209 198V197H208ZM212 198V197H211ZM226 198V197H225ZM235 198V197H234ZM263 198V197H262ZM197 199V198H196ZM200 199V198H199ZM204 199V198H203ZM218 199V198H217ZM227 199H230V197L228 198L227 197ZM243 199H244V196H243ZM261 199V198H260ZM219 200H221V199H219ZM224 200V199H223ZM232 200V199H231ZM242 200V199H241ZM241 200H240V202H241ZM247 198L245 199V203H243V204H245V208H247ZM249 200V199H248ZM251 200V199H250ZM182 201V200H181ZM187 201V200H186ZM185 201V202H186ZM189 201V200H188ZM203 201V200H202ZM225 201V200H224ZM224 201H222L223 203L222 204H224L225 202ZM235 201V200H234ZM236 201V202H237ZM199 202V201H198ZM197 202V203H198ZM216 202L218 203V201L216 200ZM236 202H235V205L237 206L239 203H237L236 204ZM249 202V201H248ZM172 203V202H171ZM173 203H175V201L173 202ZM212 203H213V201H212ZM234 203V202H233ZM176 204H177V202H176ZM179 204V203H178ZM206 204V203H205ZM230 204V203H229ZM249 204H250V202H249ZM175 204H173V208L176 206H174ZM184 205H186V203L184 204ZM187 205H188V203H187ZM197 205V204H196ZM226 205V204H225ZM224 205V206H225ZM234 205V206H235ZM251 205V204H250ZM199 206H200V204H199ZM239 206V205H238ZM237 206V207H238ZM171 207V206H170ZM198 207V206H197ZM231 207H233V205L231 206ZM259 207V206H258ZM176 208H178V207H175V209ZM187 208V207H186ZM189 208V207H188ZM202 208V207H201ZM207 208V207H206ZM180 208H178L177 210H179ZM192 209H194V208H192ZM196 209H198V208H196ZM200 209V208H199ZM224 209H226V207H224ZM241 209H244V208H241ZM184 210H186V209H184ZM189 210V209H188ZM204 210V209H203ZM237 210H239V209H237ZM175 210H173V212H174ZM189 211H191V210H189ZM200 211H202V210H200ZM200 211H196L197 213L198 212H200ZM227 211V210H226ZM172 212V211H171ZM176 212V211H175ZM223 212V211H222ZM228 212V211H227ZM167 213H169V209H168V212ZM196 213V214H197ZM202 213H204V212H202ZM170 214V213H169ZM172 214V213H171ZM171 214H170V216H171ZM192 214V213H191ZM199 214V213H198ZM197 214V215H198ZM224 214H225V210H224ZM232 214V213H231ZM235 214V213H234ZM245 214V213H244ZM201 215V214H200ZM227 215V214H226ZM226 215L224 216V218H226ZM237 215V214H236ZM228 216V215H227ZM232 216V215H231ZM234 216V215H233ZM171 217H173V216H171ZM174 217H175V214H174ZM243 216H240V218H242ZM195 219L197 218V216L196 217H194ZM199 218V217H198ZM223 218V219H224ZM234 218V219H233ZM237 219V217H232V219L233 220H235L236 221V219ZM189 219V218H188ZM200 219H202V218H200ZM199 219V220H200ZM198 220V221H199ZM233 220H230V221H232V223H233ZM195 221V220H194ZM202 221V220H201ZM225 221V220H224ZM242 221V220H241ZM170 222H171V220H170ZM193 222V221H192ZM191 222V223H192ZM195 222H197V221H195ZM240 222V221H239ZM168 223V222H167ZM194 224V223H193ZM192 224V225H193ZM196 224H197V226H196ZM194 226H195V228L196 227H198L199 226V223L197 222ZM226 224H229V223H226ZM241 224V223H240ZM243 224V223H242ZM233 225V224H232ZM236 226H237V224H235ZM234 225V226H235ZM239 225V224H238ZM176 226V225H175ZM174 226V227H175ZM231 226V225H230ZM233 226V227H234ZM165 227L166 226H164V229H165ZM169 227V226H168ZM173 227V228H174ZM202 227V226H201ZM241 227V226H240ZM179 228V227H178ZM181 228V227H180ZM193 228V227H192ZM191 228V229H192ZM203 228V227H202ZM231 228V227H230ZM238 228V226L236 227V229ZM170 228H166V230H169ZM199 228H196L195 230H198ZM233 229V228H232ZM235 229V228H234ZM239 229V228H238ZM241 229H244V227L243 228H241ZM178 230V229H177ZM184 230V229H183ZM182 230V231H183ZM200 230V229H199ZM198 230V231H199ZM174 231V230H173ZM181 231V230H180ZM197 231V232H198ZM171 232V231H170ZM199 232H202V230H200ZM198 232V233H199ZM179 233H183V232H179ZM192 233V232H191ZM185 234V233H184ZM196 235V234H195ZM195 235H194V237H195ZM199 235V234H198ZM178 236H181V234L180 235H178ZM186 236V235H185ZM188 236V235H187ZM197 237V236H196ZM198 237H201V235H199ZM197 237V238H198ZM192 238V237H191ZM196 238V239H197ZM188 239H189V237H188ZM196 239H192V240H194V242H196ZM199 239V238H198ZM181 240H182V238H181ZM179 241V240H178ZM184 241H186V240H184ZM183 240H182V242H184ZM173 242H174V240H173ZM180 242V241H179ZM188 242V241H187ZM191 242H193V241H191ZM193 242V245L195 244ZM177 243V242H176ZM181 243V242H180ZM185 243V242H184ZM198 243V242H197ZM191 244L192 243H190V246H191ZM200 244V243H199ZM257 244V243H256ZM174 245V244H173ZM178 245V244H177ZM176 245V246H177ZM179 245H181V244H179ZM178 245V246H179ZM255 245V244H254ZM115 246V245H114ZM184 246H186V245H184ZM180 247V246H179ZM193 247V246H192ZM255 246H252V247H250V248H254ZM257 247V246H256ZM115 248H116V246H115ZM175 248V247H174ZM200 248V247H199ZM184 250H186L185 248H183ZM194 250L195 249H197V248H193ZM193 249H191L192 251H194ZM254 250H256V248L254 249ZM115 251H116V249H115ZM189 251V250H188ZM257 251V250H256ZM175 252H178V251H175ZM195 252V251H194ZM199 252V251H198ZM261 252V251H260ZM179 253V252H178ZM184 253V252H183ZM255 253V252H254ZM198 254V253H197ZM257 254V253H256ZM259 254V253H258ZM257 254V255H258ZM263 254V253H262ZM117 255V254H116ZM121 255V254H120ZM184 255V254H183ZM185 256V255H184ZM192 256V255H191ZM195 256V255H194ZM262 256V255H261ZM196 257V256H195ZM259 257V256H258ZM117 258H118V256H117ZM193 258V257H192ZM263 259V258H262ZM118 261H119V259H117ZM195 260H197L196 258H195ZM259 260V259H258ZM196 262V261H195ZM10 263H11V261H10ZM9 263V264H10ZM14 263H16V261H14ZM194 264H196V263H194ZM254 264V263H253Z\"/></svg>",
  "mask_w": 264,
  "mask_h": 264
}]
</instances>
